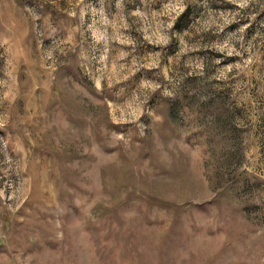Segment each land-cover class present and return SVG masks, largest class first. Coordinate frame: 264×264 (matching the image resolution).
<instances>
[{"label":"rangeland","instance_id":"374dc122","mask_svg":"<svg viewBox=\"0 0 264 264\" xmlns=\"http://www.w3.org/2000/svg\"><path fill=\"white\" fill-rule=\"evenodd\" d=\"M0 264H264V0H0Z\"/></svg>","mask_w":264,"mask_h":264}]
</instances>
